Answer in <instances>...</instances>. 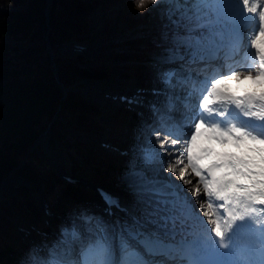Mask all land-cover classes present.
Returning <instances> with one entry per match:
<instances>
[{
	"label": "trees",
	"instance_id": "obj_1",
	"mask_svg": "<svg viewBox=\"0 0 264 264\" xmlns=\"http://www.w3.org/2000/svg\"><path fill=\"white\" fill-rule=\"evenodd\" d=\"M12 2L21 9L0 13V184L12 173L22 177L27 185L16 187V194L8 198L9 204L0 202V264H15L21 254V246L7 245V240L15 235L11 219L17 214L30 218L31 214L39 213L35 198L39 187H44L48 197L55 191L62 192L70 205L80 198L81 191L60 182L39 150L30 152L23 166L17 169L54 116L49 143L63 149L72 174L87 172L102 184L119 187L120 171L129 166L124 160H105L99 149H92L86 142L70 135L68 129L82 134H101L104 126L99 120L100 111L78 94L68 93L62 98L45 51V37L53 48L65 42L85 41L90 13L107 0H93L91 4L80 0H51L50 6H47V0ZM154 7L149 5L150 9ZM161 7L164 12L166 6ZM143 21H148L147 15ZM128 22L133 26L138 20L128 18ZM5 36L17 45L3 43ZM160 39H153L150 46L158 44ZM55 59L57 75L64 86L77 85L84 77L102 79L108 75L103 68L88 70L80 67L86 61L82 56ZM137 74L144 84L142 67H138ZM127 113V110H120L118 116L124 117ZM128 122L141 125L134 116ZM64 210L69 213L71 208L66 206Z\"/></svg>",
	"mask_w": 264,
	"mask_h": 264
},
{
	"label": "snow or ice",
	"instance_id": "obj_2",
	"mask_svg": "<svg viewBox=\"0 0 264 264\" xmlns=\"http://www.w3.org/2000/svg\"><path fill=\"white\" fill-rule=\"evenodd\" d=\"M158 4L159 0H124V7L131 16H143L151 10L146 5L157 6ZM239 5H242V8ZM210 7L216 13V20L207 27L199 24H191L187 28L180 27L177 29L176 22H172L171 27L167 29V34L161 37L157 45V62L160 64L170 63L171 53L174 50L184 55L186 59L193 53L202 55L206 54L210 49L219 50L231 44L237 38L238 29L235 24L229 23L230 15L235 18L242 17L243 14L258 13L259 31L257 37L251 40V47L255 50L259 66L255 70L235 71L231 75L224 77V79H216L212 83L209 94L204 97L199 107L207 110L209 103L212 102L210 97L214 96L224 104H235L238 108L245 110V115L264 121V75H262L264 73V48L259 47L257 43L259 39L264 44V8L259 7L257 3L251 2V0H237L236 5H233L232 0H215ZM139 9H143V11H138ZM209 33H214L216 39H212ZM237 79L254 82L258 86V90L245 91L241 95L232 92L223 93L217 91V85L223 83L224 80L231 81ZM152 91L155 93L157 90L153 89ZM122 99L124 98L122 97ZM129 103H132V101H129ZM201 126L208 127L201 120L197 119L195 121V131H198ZM211 127L219 133L231 131L239 133L246 140L264 142V139L258 138L241 128L229 127L227 129H221L215 125ZM194 132L191 133V136L194 135ZM177 144L178 138H173L172 145ZM167 171L174 172L176 169L170 164ZM185 175L186 172L179 171L181 181L185 184L190 183V181L185 179ZM158 176L163 177V168L160 169ZM197 192L198 189L194 187L191 196L196 197ZM137 196L142 200L143 207L147 209L146 212H143L137 208L136 212V217L142 220L139 231L143 233L144 246L154 251L158 256H163L168 234L163 226L158 223V219L163 220L168 214L174 211L169 204V194L162 183L157 185L149 183L147 185H141L138 188ZM203 196L222 201V208L225 205L228 206L225 208L226 219L224 220L223 226L220 220L216 218L215 213H212V218L208 221L212 225V232L218 238L223 237L224 232L227 231L232 222L242 219L253 210L254 205H264V196H248L243 191H241V198L237 199L209 197L204 193ZM208 207L212 208L213 205L209 204ZM73 215L75 219H88L91 216H95L96 213L91 212L90 209L82 208L80 212L74 213ZM205 215H209V213L206 212ZM33 233H35V238H32ZM42 235L44 234L39 229L26 233L25 238L28 240V243L22 248L21 253L29 248L35 252L39 245V237ZM101 252L106 253L107 248L102 247ZM135 264H144V261L137 259Z\"/></svg>",
	"mask_w": 264,
	"mask_h": 264
},
{
	"label": "rangeland",
	"instance_id": "obj_3",
	"mask_svg": "<svg viewBox=\"0 0 264 264\" xmlns=\"http://www.w3.org/2000/svg\"><path fill=\"white\" fill-rule=\"evenodd\" d=\"M10 0H0V9L3 10L5 6V3ZM89 1L90 0H86ZM167 4L170 6H173L178 0H165ZM200 14L201 18L199 20H192L191 22L186 23V25H183L182 27L187 28L191 24H199L203 27H207L208 25L214 23L216 20V13L211 9L210 5L215 2V0H200ZM178 3V2H177ZM148 7V5H146ZM143 9H139L138 11H142ZM100 15L104 19V25L100 28H102L99 34L92 35L90 37V40L88 41V44L91 45V52L94 54V58H102L106 60L109 63V73H110V78L108 80H105L102 85L103 91H109L112 90L111 92L114 93V91H118L120 89L118 86L121 84V88L124 91H139L140 89L137 87V80L135 78V73L133 70V61L131 60H125L123 55L128 53V48L126 46H123L122 48H114L112 47V44L119 43L120 41H126L129 38H132L133 36L137 35H142L141 30L143 29L144 26L147 28L154 29V27L162 22V17H160V14L158 10H150L146 12L143 16H131L127 13L125 7H124V0H107V2H104L100 8L97 9ZM213 11V16L209 17V12ZM147 15L148 21L146 25H141L136 27V29L132 32V30H129V24H128V18H134L139 20L138 22H141L145 16ZM95 16L91 15L89 18L93 19ZM204 19V20H203ZM176 20V19H175ZM173 22H176V21ZM94 21V20H93ZM48 23V20H47ZM141 24V23H140ZM177 25V24H176ZM179 26V25H177ZM7 37H4L2 40L3 42H8ZM154 55H157L154 53ZM151 58V56H150ZM127 73L129 76H124V74ZM115 88V90H114ZM152 90L156 89L157 93L162 92L163 94L167 92L164 89L159 88V83H155L154 85L151 86ZM151 91V90H150ZM137 95V94H136ZM139 95V94H138ZM135 96L136 98L139 96ZM109 96V95H108ZM144 98H149L148 96L144 95ZM156 101L158 99L156 96L154 97ZM96 101V99H95ZM144 103V102H143ZM144 105V104H143ZM130 109L131 106L130 104L127 105ZM125 106V107H127ZM100 107L103 109L102 110V116H101V121L102 123L105 124L106 129L105 132L102 136L97 137L94 134H90L87 137L91 139L95 144H97L101 149L103 153H105V158L108 159H113L117 160V158L121 155L124 157L128 156L130 152H122L121 150H118L119 146L124 147L127 142H138L139 143V148L138 150H135V152L138 153L139 156H142L143 158L146 159V162H151L154 161L156 164H160L164 161L163 156L160 157V159L157 158V155L155 152H152V150H155L158 146L159 143L158 141L152 140L154 135H157L156 132L151 133L149 132L148 129L143 128L140 129V132L137 133L136 135H133L130 137V133L136 132L137 127L134 129H131L128 123V117L125 119L119 118V116L115 117V113L117 110L120 108L117 107V105L112 104L110 106H104L100 105ZM129 128V129H128ZM160 133V131H159ZM165 137H170V135L163 133ZM142 136V137H141ZM125 137V138H124ZM126 137H128L126 139ZM172 138V137H170ZM152 140V141H151ZM150 141V142H149ZM172 141V140H171ZM98 149V148H97ZM183 150V147L176 148L175 153L181 152ZM55 151V160H48L50 161V164L55 169V166H57L58 162L62 167H64L66 170L69 167L70 163L68 159L65 157L63 154L61 148L59 146H56L54 148ZM153 153V154H152ZM124 157H122L124 159ZM183 159V158H182ZM185 159V156H184ZM163 171H166L165 167ZM147 169L148 165H135L134 168L129 172V174H123L122 176V183L126 185V187H123L119 190H116L119 192L123 197L126 198V201H130V198H134L131 194H134L136 189L140 187L141 185H145L149 183L152 180V176H149L147 174ZM56 172V169H55ZM165 173V172H164ZM86 174V173H85ZM88 174L85 175V177L88 178ZM164 175L161 179H164ZM86 179V178H85ZM87 180V179H86ZM7 185L4 188V193L7 197L15 195L16 191V186L20 183H23L24 181L17 177L16 175H10L7 177ZM94 182V181H93ZM127 195L129 197H127ZM131 203V202H130ZM130 203H128L130 205ZM133 203V202H132ZM135 204V203H133ZM141 210V209H140ZM141 211L146 212L147 209L143 208ZM209 213V212H207ZM15 223V221H13ZM18 225V223L16 222ZM97 230V229H96ZM109 235V233H106ZM100 236V235H98ZM103 237V236H102ZM103 240H108L106 237H103ZM108 242V241H107ZM45 256V259L49 260V258ZM107 259V258H106ZM50 264H60L58 262L51 261L49 260Z\"/></svg>",
	"mask_w": 264,
	"mask_h": 264
},
{
	"label": "clouds",
	"instance_id": "obj_4",
	"mask_svg": "<svg viewBox=\"0 0 264 264\" xmlns=\"http://www.w3.org/2000/svg\"><path fill=\"white\" fill-rule=\"evenodd\" d=\"M184 151L186 162H176L183 163L179 171H190L207 196L237 199L241 198V191L248 196H264V142L201 126L188 139ZM15 264L48 261L29 248L17 257Z\"/></svg>",
	"mask_w": 264,
	"mask_h": 264
},
{
	"label": "bare ground",
	"instance_id": "obj_5",
	"mask_svg": "<svg viewBox=\"0 0 264 264\" xmlns=\"http://www.w3.org/2000/svg\"><path fill=\"white\" fill-rule=\"evenodd\" d=\"M232 3H235V2H233V0H232ZM243 20H244L243 16L237 18V22L239 24H241L243 22ZM258 46H260V44H258ZM188 82L190 84L192 81L189 79ZM101 93L102 92H100L98 89L94 90L95 96L102 97ZM186 133H187V131L185 132V134ZM48 136H49V131L47 133L43 134L37 140V145H39L43 150H47V152L52 156V155H55V151L51 150L49 145H48ZM190 137H191L190 134H187L186 141ZM171 140H172V138H168V137L162 138V135L156 136V141H158L160 143H159V146L157 147L155 152H156L157 156L159 157V159L161 156L164 157L163 158L164 160H162L164 162H163V164L162 163L156 164V162H154V161L149 162L147 164L148 165L147 174L149 176H152V180L149 183H151L153 185H157V184L162 183L164 185L167 193L169 194V204L172 201V203L170 204V207L174 211L183 210V214H181V215H179L177 213L174 214L173 213L174 211H172L170 214L167 215V217L165 219H163V220L158 219V223H160L162 226H163V224H165L169 227L175 224L176 228H178V227H180L179 222L190 223L191 221H195V222L202 221L200 216H198L197 214L193 213L190 210V208H189L190 204H193L194 208H197L198 210H200L202 214H205L206 213L205 211L207 210V212L210 213L209 215L212 217V213H215V216L217 218V211L214 207H212V208L208 207V205L211 203L209 201V198L203 196L202 187L196 183L197 178L192 177L190 174V171L186 170L185 179L190 181V183L185 184L183 181H181L180 176H179V169L183 166V163L177 164L176 162H177V160H180L182 162H186V152L184 151V149L186 147H183V150H181L180 154H179V152L175 153L176 148H178V144L172 145ZM186 141H185V143H186ZM162 143H163V146H162ZM186 146H187V144H186ZM165 149H167V150H165ZM184 156H185V159H184ZM170 164L176 169V171H174V172H168L167 171L168 166ZM162 167L166 168V171H163V175L165 177L164 179H161L162 177L158 176V173L160 172V169ZM168 182L172 183L173 188L169 187ZM149 183H147V184H149ZM147 184H145V185H147ZM6 185H7V182L5 180L0 186V198L3 195V190L6 187ZM194 187L196 189H199L196 197L191 196V192H192ZM138 188L136 189L134 194H131L134 198H130L127 195V197H129V199H130V201H127V203L131 202L130 203L131 207H132L131 209L133 211H135L134 215H136L137 208H139L141 210L144 208L142 200H140L137 196ZM175 191L177 192L176 194H175ZM184 200L187 201L186 205H183V203H182V201H184ZM132 202L135 204H133ZM127 203L126 202L123 203V207L124 208L128 207V209L130 211V208L127 205ZM260 207L262 209H264V205H260ZM171 214H174L175 216L172 217ZM177 217H179L180 219H178ZM91 225H93V224L90 222H86L85 226H83L82 228H77V226H75L73 229L74 230L76 229V233L78 234L75 237V239H79V241H80V236H82V234L85 231H88L90 229ZM124 225H125V226H123L124 227V232H123L124 238L129 237V236H127L128 234H131V236H133V232H140L139 231L140 223L136 222V220L135 221L132 220V218L131 219L127 218V222H124ZM181 226H182V224H181ZM163 228H165V227H163ZM98 230L101 231V233H100L101 235H105L107 237H111V238L114 236L120 237L118 232L115 229H112L110 227V225H100ZM105 232H108V233L110 232V234L112 232L113 236L110 234L106 235ZM140 234H141L140 238H144L143 233L140 232ZM106 248H107L106 253H102L101 251H98L96 253V255L103 257L104 254L108 253L109 254L108 256L110 259L109 262L111 263L114 261L113 260L114 252L112 250H110L109 247H106ZM111 256H113V257H111ZM102 264H104V263H102Z\"/></svg>",
	"mask_w": 264,
	"mask_h": 264
},
{
	"label": "water",
	"instance_id": "obj_6",
	"mask_svg": "<svg viewBox=\"0 0 264 264\" xmlns=\"http://www.w3.org/2000/svg\"><path fill=\"white\" fill-rule=\"evenodd\" d=\"M47 50H48V47H47ZM56 82L58 83V80L56 79ZM60 87H62L61 85H59ZM49 129V126H47V128L45 129V131L41 134V135H43L44 133H46V131ZM40 135V136H41ZM37 142V141H36ZM35 142V143H36ZM35 143L32 145V147H31V149L30 150H32L33 148H34V145H35Z\"/></svg>",
	"mask_w": 264,
	"mask_h": 264
}]
</instances>
